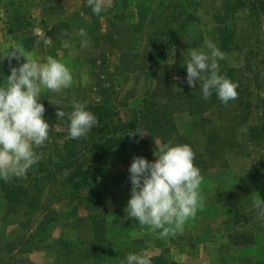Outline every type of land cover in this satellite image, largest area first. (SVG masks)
Instances as JSON below:
<instances>
[{"label": "rangeland", "instance_id": "374dc122", "mask_svg": "<svg viewBox=\"0 0 264 264\" xmlns=\"http://www.w3.org/2000/svg\"><path fill=\"white\" fill-rule=\"evenodd\" d=\"M104 2L106 11L98 15L89 0L83 4L82 0H0V84L6 82L12 67L24 61L23 57L17 61L6 56L12 48L21 47L42 60L53 56L72 70L71 87L61 92L43 89L40 96L45 106L44 118L55 131H63L53 121L57 108L69 113L71 109L66 104L70 100H97L101 95L96 94V87L108 89L109 99L122 119L146 99H171L174 108L160 129L156 125L149 133L141 132L128 150L108 162L105 177L94 185L99 202L93 213L94 206L87 201L85 206L79 201L56 203L59 186L46 183L40 204L58 213L48 239L52 243L24 246L16 254L17 263L121 264L129 252H141L151 264H264V216L254 207L258 196L264 199V148L248 157L231 146L227 139L231 130L221 128L210 134L221 125L214 108L196 113L186 108L176 110L184 107L180 105L187 98L203 96L198 83L191 87L187 84L184 64L189 58L188 49L207 50L204 42L208 39L225 53L219 61L220 68L240 66L247 51L254 53L253 66L243 73L248 79L258 74L259 93L264 97V65L260 64L264 61V11L250 4L256 0H202L191 11L193 19L161 61L160 44L147 40L146 34L133 32L129 26L138 23V10L145 13L142 30L147 33L176 26L181 23L179 13L185 0ZM81 28L90 38L87 46L81 43ZM40 29L51 37V44L44 43ZM226 33L228 51L224 50ZM97 40L103 46L100 51L95 47ZM246 45H250L248 49ZM83 59L95 61L92 71ZM168 140L188 143L195 151L194 163L203 176L200 191L204 202L197 214L184 222L183 231L161 237L159 230L152 231L128 217L125 208L130 197L128 168L133 155L154 160L156 144ZM46 141L51 144L56 140L49 137ZM3 211L0 198L1 242L22 238L33 222L26 224L18 216H4ZM90 214L96 215L105 230L100 233L105 236L100 256L95 255L97 249L92 245ZM66 240L74 245L68 247L73 250L71 253L59 248L58 243Z\"/></svg>", "mask_w": 264, "mask_h": 264}, {"label": "trees", "instance_id": "16d2710c", "mask_svg": "<svg viewBox=\"0 0 264 264\" xmlns=\"http://www.w3.org/2000/svg\"><path fill=\"white\" fill-rule=\"evenodd\" d=\"M202 0H185V4L179 13L181 23L176 26H165L155 28L150 32L142 30V25L146 20L145 13L138 10L137 24L129 26L133 32L146 34L147 40L156 41L160 44L159 58L161 61L166 59V55L170 48L176 42V38L182 32L193 18L191 11L196 10ZM85 0H82V4ZM252 6L260 12L264 11V1L256 0ZM244 6V5H243ZM169 25V24H168ZM228 34L224 35V50H229L227 43ZM107 38V37H103ZM95 47L100 51L103 46ZM250 45H246L247 49ZM254 53L247 51L242 58L240 66H222L220 72L233 81L238 82V96L234 100H230L227 104L222 103L213 93L210 97L199 99L193 98L181 103L176 110L183 108L188 109L192 113L205 111L210 108L217 110L220 119V128L214 127L210 134L216 133L218 129L226 128L231 130L227 133V139L231 142V146L236 148L238 153L251 156L262 147L264 148V97L260 96L259 76L253 74L249 79L244 75L245 70H250ZM89 71H92L95 61L92 59H83ZM105 62V61H102ZM103 64V63H102ZM264 65V61H260ZM102 70V66H99ZM264 76V73H263ZM200 82H198L199 86ZM201 91L200 86L198 87ZM96 94H100L97 100L87 101V107L98 117L99 123L93 127L92 131L85 137L68 138V116L56 117L53 121L61 126L63 131H55L52 129L50 122L49 137L53 141L51 144L47 141L44 145L39 146L36 150L43 154L42 159L33 165L27 176L14 177V180L0 179V198L3 201L4 216H18L21 220H25L28 225L25 229V235L20 239L8 240L5 242L0 240V264H18L16 254L23 251L24 246L32 247L43 244L51 237L52 225L58 220L57 211L53 208L42 206L40 204V195L42 187L46 183L58 184L55 202L67 201L68 204L73 202H81L85 206L87 201L94 206L92 213L98 206L97 195L94 191L95 183L105 177L108 162L128 150V145L135 142L139 138L141 132L149 133L151 127L159 125L160 129L162 121L169 116V111L174 108L171 99L158 102L156 100L146 99L142 106L129 110L126 119H122L120 112L116 111L115 105L110 101L108 89L101 87L95 88ZM187 91V90H185ZM190 94V92L188 93ZM81 101V100H80ZM69 102V101H68ZM71 102L67 105L71 109ZM162 126V125H161ZM135 134V135H129ZM225 140V139H224ZM54 147V148H52ZM264 155V153H263ZM93 230L92 245L97 250L96 256H100L102 252V243L105 239L104 227L102 223L96 219V215H88ZM18 224L19 221L17 222ZM49 240L48 242H50ZM52 243V242H50ZM60 249L66 253L73 250L69 246L74 247L69 240L58 243ZM101 247V248H100ZM28 250V249H27ZM68 250V251H67ZM59 256V251L58 255ZM75 264L77 262H74Z\"/></svg>", "mask_w": 264, "mask_h": 264}, {"label": "clouds", "instance_id": "9594fccd", "mask_svg": "<svg viewBox=\"0 0 264 264\" xmlns=\"http://www.w3.org/2000/svg\"><path fill=\"white\" fill-rule=\"evenodd\" d=\"M92 11H106L104 0H89ZM45 44L51 37L40 29ZM81 43L87 46L90 38L84 28L79 29ZM204 48L188 49L185 62L186 80L191 87L199 86L204 98L213 93L227 104L238 96V82L222 74L219 61L225 53L210 39ZM8 57L22 63L11 68L6 82L0 84V179L25 177L29 169L43 157L36 149L49 138L50 125L44 118L45 106L40 101L43 89L61 92L73 84L72 70L63 61L47 56L45 59L26 53L23 48H12ZM58 105V102H54ZM87 101L73 99L68 116V138L88 135L99 123L98 117L87 107ZM57 117L66 115L63 108L56 110ZM135 135V134H129ZM155 159L133 155L128 168L130 197L125 211L139 225L159 230L166 237L183 231L184 222L194 217L203 207L200 191L203 180L194 163L195 151L188 143L161 141L154 151ZM258 213L264 216V199L254 201ZM121 264H151L150 258L141 252H129Z\"/></svg>", "mask_w": 264, "mask_h": 264}]
</instances>
